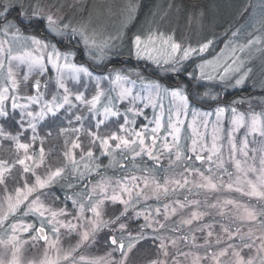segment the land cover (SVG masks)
I'll return each instance as SVG.
<instances>
[{
	"label": "snow or ice",
	"instance_id": "6c2138e0",
	"mask_svg": "<svg viewBox=\"0 0 264 264\" xmlns=\"http://www.w3.org/2000/svg\"><path fill=\"white\" fill-rule=\"evenodd\" d=\"M196 7L129 36L138 0L114 33L85 0H0V264H264V0Z\"/></svg>",
	"mask_w": 264,
	"mask_h": 264
},
{
	"label": "trees",
	"instance_id": "16d2710c",
	"mask_svg": "<svg viewBox=\"0 0 264 264\" xmlns=\"http://www.w3.org/2000/svg\"><path fill=\"white\" fill-rule=\"evenodd\" d=\"M86 2H88V0H86ZM138 2L141 4V8L137 18L130 22L129 27L126 30L128 35H132L133 33L139 31L140 28L144 29L145 25L149 22L153 23V21L156 20L155 17H157V12H154V10L158 6L167 9L169 3H175L181 6L180 12H176L175 9H173L169 13L171 22L174 21V23H176L177 27L175 29L178 30V33L182 32L187 34L198 28V24L194 18L195 14L198 13L199 10L196 6L206 7L209 11V18L211 19L214 17L218 24H223L226 27L227 23L234 22L239 19L236 15L238 9L248 3L249 0H138ZM251 2L254 3L255 0H251ZM189 17H193L191 24L188 20ZM243 22V20L240 21V23ZM236 27H239V24H237ZM217 30L222 31V29ZM141 64H144V62H141ZM260 64L261 61L257 58L255 60L257 71H259ZM147 70L150 72L151 68H147ZM145 248L151 251L147 254V258H149L153 255L155 250L147 248L146 246ZM146 249L144 251H146ZM136 255L137 252L132 258H136Z\"/></svg>",
	"mask_w": 264,
	"mask_h": 264
},
{
	"label": "rangeland",
	"instance_id": "374dc122",
	"mask_svg": "<svg viewBox=\"0 0 264 264\" xmlns=\"http://www.w3.org/2000/svg\"><path fill=\"white\" fill-rule=\"evenodd\" d=\"M71 2V0H70ZM127 2V0H88V2H86L85 0V3H88V4H96L98 6V12H97V19H98V22L99 23H102L104 24L108 31H111V32H115V30L117 28H120L122 23H125V21L122 20V18L118 15V13L120 12V9L123 7V5ZM107 5H113V11L111 14H108L106 12V6ZM166 10V8H162L160 6H158L154 12H157V17L162 15L163 11ZM155 17V21L156 22H160L161 20V16L159 18ZM150 21V20H149ZM148 21V22H149ZM244 23V22H243ZM129 24L130 23H127L126 24V28L125 29H122V30H127V28L129 27ZM163 24L164 25H170L171 27L173 28H176V23L171 22V18H170V15L168 16L167 19H165L163 21ZM155 24L152 23V22H149L145 25V28L144 30H147L148 28H155ZM141 30V28H140ZM249 31L251 29H248ZM131 36V35H129ZM125 53H126V49H125ZM251 66V65H250ZM165 103H167V101H165ZM257 111H259V109H257ZM259 145V140H257V143L256 144H253V145H250V147H257ZM7 145L5 146V151L3 153H0V155H4V156H7L8 153L6 151L7 149ZM104 163H107V160L104 161ZM249 163H251V161H249ZM229 171H232V169L230 168ZM109 176H113V178H118L121 173L119 171H116L115 173L112 172V171H109L108 173ZM230 198H234V199H240L239 197V194H235L234 196H231ZM241 203H251V204H255V201L254 200H249V199H244V200H241ZM218 231V229H217ZM26 239V237H25ZM64 240L66 241L64 244H63V247L67 248L68 247V238L67 237H64ZM202 242V241H201ZM71 243H75V241H71ZM39 247V246H38ZM147 247V246H146ZM146 249V248H145ZM145 249H142L141 251H138L137 252V257L136 258H132L129 262V264H147V261L150 259V258H153V255L150 256L149 258H147V254L150 253L151 251L147 250L144 251ZM105 249L103 248H100L99 246H95V247H89V248H85L82 252L83 255L86 256V258H97V257H103L104 254H105ZM38 253H37V250L36 249H33L31 251H26L25 252V256L26 258L28 259H31L33 256H36ZM136 254V253H135ZM201 254L202 253V250H201ZM51 255H54L51 254ZM146 255V256H145ZM169 264H171V262H169Z\"/></svg>",
	"mask_w": 264,
	"mask_h": 264
}]
</instances>
